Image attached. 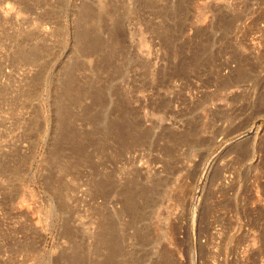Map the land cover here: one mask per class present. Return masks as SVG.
<instances>
[{"label":"rangeland","instance_id":"1","mask_svg":"<svg viewBox=\"0 0 264 264\" xmlns=\"http://www.w3.org/2000/svg\"><path fill=\"white\" fill-rule=\"evenodd\" d=\"M0 264H264V0H0Z\"/></svg>","mask_w":264,"mask_h":264}]
</instances>
